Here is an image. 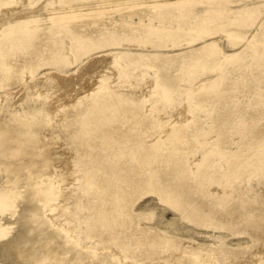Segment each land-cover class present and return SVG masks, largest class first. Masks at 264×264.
Returning <instances> with one entry per match:
<instances>
[{
  "label": "rangeland",
  "instance_id": "374dc122",
  "mask_svg": "<svg viewBox=\"0 0 264 264\" xmlns=\"http://www.w3.org/2000/svg\"><path fill=\"white\" fill-rule=\"evenodd\" d=\"M134 8L149 11L130 18ZM67 10L83 15L80 28L93 31L92 38L82 40L72 23L55 18ZM118 19L131 26L117 25ZM39 34L43 43L57 40L70 51L58 55L54 46L35 68L25 64L13 74L0 69V128L28 104L56 109L51 126L43 128L53 168L17 170L50 177L57 193L46 213L53 222L85 248L102 243V250L124 256L103 238L113 207L96 225L86 217V168L71 166L74 146L63 137L75 119L64 111L86 108L90 90L105 79L133 97L116 104L118 124L94 128L91 144L106 165L96 171L107 176L118 169L107 161L120 147L100 148L102 130L111 139L123 133L120 128H135L137 143L148 144L140 152L151 159L139 168L145 180L130 191L127 216L118 213L120 220L111 223L141 239L125 263L264 264V0H0V47L23 54L13 42L33 50ZM138 106L141 120L125 114ZM12 169L0 166V192L11 188ZM16 202L18 211L27 199ZM106 203L111 206L109 197ZM78 215L83 219L76 222ZM4 217L10 221L9 213ZM20 223L3 226L0 247ZM132 254L149 257L135 260Z\"/></svg>",
  "mask_w": 264,
  "mask_h": 264
},
{
  "label": "bare ground",
  "instance_id": "6f19581e",
  "mask_svg": "<svg viewBox=\"0 0 264 264\" xmlns=\"http://www.w3.org/2000/svg\"><path fill=\"white\" fill-rule=\"evenodd\" d=\"M132 5L130 3L125 4L127 7ZM148 11L145 8L141 13L138 8H134L129 16L131 18L137 15L141 19ZM55 18H65L66 21H69L67 23H72L73 25L70 24L72 31L79 34L82 40L93 37V31L81 30L80 27H83L85 22L83 15L80 13L67 10ZM78 20L82 21L77 23ZM115 21L117 25L126 24L131 26V22L127 23L120 19ZM115 21H112V23ZM101 23L106 24L107 22L103 20ZM63 31L67 32L68 28H64ZM41 37L42 35L39 40L33 41V50H31V47L23 48V42L12 41L15 48L25 50L23 54L19 55L15 53L14 49L4 50L1 46L0 69L2 68L4 73L10 72V74H13L22 71L25 64L28 67L35 68L41 60L47 57L45 54L50 52L54 46H56L54 50L58 55L70 51L64 49V45L59 44L57 40L53 42L54 45L43 43ZM42 38L44 39V37ZM75 41L78 42L79 40L75 39ZM124 55L126 54L123 53ZM113 87L106 85L105 79H101L97 87L90 90L89 95L92 96L84 109H79L76 106L80 101L78 99L80 97H78L72 106V108L77 107L76 110L64 111V114L74 116L75 119L69 122L72 127L65 131L63 137L74 146L72 151L68 153L72 160L71 166L73 168H86L82 181V191L88 194L89 198L86 217L90 218L91 222L93 220L96 225L98 221L104 220L108 216V208L113 207L112 216H110L107 223L110 229L103 232V238L112 240L121 249L124 256L118 257L102 250V243H93V247L88 249L78 244L79 241H73L70 237L71 233L65 227L53 222L55 216H49L46 213L47 210L54 207L53 201L57 193L50 177H44L40 173L34 174V172H29V175L24 176L17 171L20 168H53V149L43 142L45 135L43 128L48 125L51 126L50 122L56 109H49L50 107L46 108L44 105L28 104L22 115L10 118V126L7 124L0 128V166L6 168L9 172L10 168H14V170L12 169V179L10 180V177L7 179V182L12 185L11 188L0 192V235L5 234L3 226H8L9 223L12 226L22 220L15 232L0 247V256H2L0 264H8V262L10 264H127L125 260L128 258V254L132 253L131 249L136 244L135 241L141 239L139 236L130 234V231L123 228V224H120L123 229L113 230L111 223L120 220L117 219L118 213L127 216L128 195L135 188L134 184H140L145 180L142 178L139 168L151 163V159L148 160L140 152V148L146 147L148 144L146 142L141 143V145L137 143V139L132 136L136 133L135 128H120L123 133L110 136L111 139L107 138V135H104V130H102L98 137L102 140L100 148L106 151L110 144L120 147L119 152L115 154L116 158L107 161L108 168L118 169L109 172L107 176L103 175L104 171L103 173L96 171L97 168L103 170L102 168H105L106 165L100 159L102 158L100 150L98 151L92 147L91 141L94 139L92 132L100 124H118L117 121H114L116 118L114 114L117 108L116 104L120 101H131L133 97L118 93V91L113 90ZM126 109L128 108H123V111ZM124 112L136 121L141 120V117H143L140 108ZM110 132H115V130L111 129ZM107 144L108 146H106ZM93 156L99 157V162L94 163V160L91 161ZM122 156H126V158L121 159ZM239 160L241 159H236L234 162ZM98 190L99 192H97ZM107 197L110 198L111 206L109 207L106 206ZM19 198H26L27 203L17 211L18 204L16 200ZM221 198L224 199V194ZM58 207L63 209V205ZM230 208V203L225 205V210L228 211ZM5 213L10 214V221L5 219ZM81 218L83 219L81 215L80 217L78 215L74 217V221H80ZM155 241L149 242L154 243ZM98 248H100V251H98ZM148 257V254H132L129 258L140 260ZM198 257L196 255L195 260ZM200 259L198 262H200ZM1 261L3 262L1 263ZM177 264L181 263L178 262ZM182 264L187 263L182 262Z\"/></svg>",
  "mask_w": 264,
  "mask_h": 264
}]
</instances>
